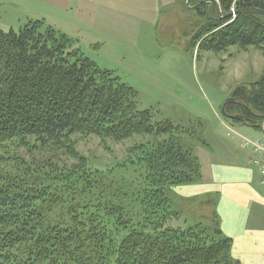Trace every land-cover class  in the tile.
Listing matches in <instances>:
<instances>
[{
  "label": "trees",
  "instance_id": "16d2710c",
  "mask_svg": "<svg viewBox=\"0 0 264 264\" xmlns=\"http://www.w3.org/2000/svg\"><path fill=\"white\" fill-rule=\"evenodd\" d=\"M182 1L188 10L187 0ZM188 1L196 18L188 34L191 50L225 54L237 47L264 58V17L219 19L208 0ZM218 2L226 14L232 9L264 12V0ZM233 98L226 114L244 117L251 129L261 131L264 72L250 88L236 89ZM154 118L151 111L138 109L133 88L101 70L75 40L44 20H30L19 31L0 29V264H241L221 230L217 195L196 200L210 212L204 221L184 229L170 226L175 218L171 188L202 181V172L194 148L184 140L187 131ZM144 135L169 136L132 151L137 164L145 165V183L152 188L140 186L134 201L153 231L134 225L128 210L113 208L112 201L108 209L79 211L73 205L67 218L57 215L53 207L63 205L61 198L40 182L45 175L83 177L84 163L76 151L81 138L122 142ZM37 150L39 158L26 159ZM65 156L78 159L77 165L59 159Z\"/></svg>",
  "mask_w": 264,
  "mask_h": 264
},
{
  "label": "rangeland",
  "instance_id": "374dc122",
  "mask_svg": "<svg viewBox=\"0 0 264 264\" xmlns=\"http://www.w3.org/2000/svg\"><path fill=\"white\" fill-rule=\"evenodd\" d=\"M40 8L33 0H0V29L19 31L27 24L28 14L41 12ZM188 10L182 0L162 2L157 25L151 27L145 21L139 28V35L135 34L131 23H122L111 17L110 10L108 15L97 13L94 24L81 22L79 16L83 13L71 11L54 15L51 20L56 31L77 42L85 57L136 91L140 111H151L155 122L169 121L187 131L184 140L194 148L200 161L202 181L171 188L169 197L176 215L173 214L175 218L169 224L176 229L193 227L210 217L209 210L201 207L197 199L217 195L219 204L216 193L189 191L191 187L209 185L203 174V159L209 158L215 166L250 168L255 171L259 184L253 150L245 148L242 140L264 141V128L256 131L245 125L233 124L222 114L223 107L233 98L236 89L250 88L259 81L264 72V58L254 49L245 52L237 47L225 54L198 53V48L191 50L188 34L196 18ZM168 138L144 135L122 142L97 136L81 138L76 143V151L84 163L83 177L79 174L70 179H62L61 176V179L53 180L52 175H45L44 184H40L61 198L63 205L58 202L53 207L58 216L67 218L66 211L73 205L79 211L86 210L84 208H88L87 211L108 209V201H112L115 203L113 208L122 206L128 210L134 225L151 232L153 227L144 225L147 222L144 218L141 220L143 212L134 199L140 186L148 190L152 188L145 183V165L137 164L138 157L132 151L139 146L148 149L153 143ZM39 153L37 150L31 155L26 154V159L39 158ZM59 159L66 161L68 166H76L78 162L75 157ZM131 162L136 163L132 165ZM72 198L77 203H72ZM103 216L108 222V214L103 213ZM113 221L110 222L114 224ZM112 224L110 226L113 227ZM201 224L208 225L206 222Z\"/></svg>",
  "mask_w": 264,
  "mask_h": 264
},
{
  "label": "crops",
  "instance_id": "0c3cea01",
  "mask_svg": "<svg viewBox=\"0 0 264 264\" xmlns=\"http://www.w3.org/2000/svg\"><path fill=\"white\" fill-rule=\"evenodd\" d=\"M33 1L42 7L41 12L31 11L26 17L27 21L44 20L52 26L51 20L54 15L71 11L90 17L89 19L83 15L79 16L81 22L94 24L97 13L108 15L110 10L111 17L122 23H131L135 34L139 35V28L145 21L151 27L157 25L162 2L170 0ZM73 6L76 9H73ZM204 159L202 169L205 182L209 185L191 187L189 191L218 194L219 204L216 209L223 234L232 240L233 257L241 264H264V195L257 176L255 177V171L250 168L215 166L209 158ZM187 190L185 192H188Z\"/></svg>",
  "mask_w": 264,
  "mask_h": 264
},
{
  "label": "water",
  "instance_id": "95a60500",
  "mask_svg": "<svg viewBox=\"0 0 264 264\" xmlns=\"http://www.w3.org/2000/svg\"><path fill=\"white\" fill-rule=\"evenodd\" d=\"M208 3L212 4V6L215 8L217 16H218L219 19H229V20L232 19L233 20L234 18H236L239 15H259V16L264 17V12L259 10V9H253V8L252 9H244V10L235 11L234 13L226 14L222 10V7H221L220 3L218 2V0H208ZM187 7L190 8V4H189L188 0H187ZM234 101H235L234 99H230L225 104V106L222 109L223 116L226 119H228V120H236V121L244 122V123L248 122V120H246L244 117H241V116H229V115L226 114L225 108L229 104L233 103Z\"/></svg>",
  "mask_w": 264,
  "mask_h": 264
},
{
  "label": "built area",
  "instance_id": "2783aa9c",
  "mask_svg": "<svg viewBox=\"0 0 264 264\" xmlns=\"http://www.w3.org/2000/svg\"><path fill=\"white\" fill-rule=\"evenodd\" d=\"M232 135L235 136L236 134L232 133ZM242 142L245 148L249 147L253 150V158L255 157L253 164L257 167L259 171V184L264 192V141H251L243 139Z\"/></svg>",
  "mask_w": 264,
  "mask_h": 264
},
{
  "label": "bare ground",
  "instance_id": "6f19581e",
  "mask_svg": "<svg viewBox=\"0 0 264 264\" xmlns=\"http://www.w3.org/2000/svg\"><path fill=\"white\" fill-rule=\"evenodd\" d=\"M232 13H234V12H232ZM235 19V18H234ZM233 99V98H232ZM235 100V99H234ZM239 122V121H238ZM242 124H245V126L246 127H249L247 124H248V122H246V123H244V122H241ZM250 128V127H249ZM264 128V124H263V126H262V129Z\"/></svg>",
  "mask_w": 264,
  "mask_h": 264
}]
</instances>
